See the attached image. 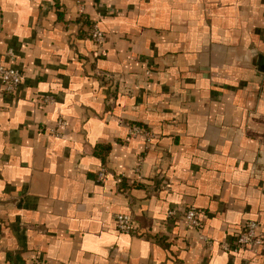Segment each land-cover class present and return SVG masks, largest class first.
Here are the masks:
<instances>
[{
	"label": "crops",
	"instance_id": "0c3cea01",
	"mask_svg": "<svg viewBox=\"0 0 264 264\" xmlns=\"http://www.w3.org/2000/svg\"><path fill=\"white\" fill-rule=\"evenodd\" d=\"M85 4L0 0V264H264V0Z\"/></svg>",
	"mask_w": 264,
	"mask_h": 264
},
{
	"label": "built area",
	"instance_id": "2783aa9c",
	"mask_svg": "<svg viewBox=\"0 0 264 264\" xmlns=\"http://www.w3.org/2000/svg\"><path fill=\"white\" fill-rule=\"evenodd\" d=\"M76 7L79 14H83L85 11L86 0H75ZM90 36L97 45H102L105 42V34L99 28L98 24H94ZM9 56H13V52L10 51ZM23 82V74L13 67L0 66V83L2 90L5 94L15 95ZM50 97L44 98V102H50ZM66 126V122L59 120L57 128L53 130L56 136H60L58 129H62ZM130 137L142 136L146 139L147 143H151L153 139L152 133L144 127L132 126L129 132ZM106 176L104 170L99 174V179L103 180ZM173 212H170L172 215ZM184 221L194 228H200L202 225V213L200 211L190 209L184 214ZM116 226L119 232L124 234H137V226L135 220L131 215L119 214L116 216ZM202 239L206 240L204 237ZM209 242V241H208ZM222 249L225 252H231L238 254L241 251H249L255 254H264V236L259 233V225L255 221H250L245 224L242 231L235 237L232 242H226L222 244Z\"/></svg>",
	"mask_w": 264,
	"mask_h": 264
}]
</instances>
